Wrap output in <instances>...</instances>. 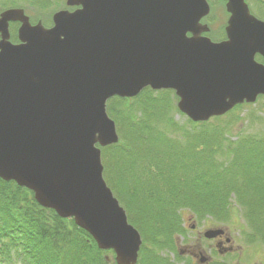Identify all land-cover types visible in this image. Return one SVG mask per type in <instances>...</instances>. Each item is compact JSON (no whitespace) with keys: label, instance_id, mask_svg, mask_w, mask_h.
<instances>
[{"label":"water","instance_id":"obj_1","mask_svg":"<svg viewBox=\"0 0 264 264\" xmlns=\"http://www.w3.org/2000/svg\"><path fill=\"white\" fill-rule=\"evenodd\" d=\"M66 5L76 9L56 12L51 28L31 25L22 9L0 13V179L73 219L116 264H136L141 236L102 177L97 146L118 142L106 102L172 90L181 114L207 122L264 95V68L229 64V43L186 36L209 14L206 0ZM225 8L236 24L248 13L243 0ZM10 23L19 24L17 44Z\"/></svg>","mask_w":264,"mask_h":264},{"label":"trees","instance_id":"obj_2","mask_svg":"<svg viewBox=\"0 0 264 264\" xmlns=\"http://www.w3.org/2000/svg\"><path fill=\"white\" fill-rule=\"evenodd\" d=\"M153 92L145 88L135 98L114 97L107 112L113 115L117 104H128L130 100L140 104L145 97L141 109L154 107L159 103ZM155 111L143 112L144 121L127 126V132L135 138L122 135L127 143L124 149L117 144L102 148L105 157L107 152H114L111 160L117 166L113 170L104 162L105 181L116 198L121 201L123 196L128 222L142 237L137 264H163L158 253L181 229L176 214L180 208L199 217L208 215L232 223L231 196L245 210L243 216L251 230L264 241V136H248L237 142L221 138V133L227 130L228 134L230 129L225 116L231 113H227L202 123L187 119L190 126L184 137L168 140L150 123L152 119L160 122L167 112ZM123 120L130 123L128 118ZM180 128L169 119L164 129L175 135L174 130ZM138 163L143 171L157 176L150 179L149 175H134ZM47 213L48 219L44 218ZM108 253L113 255L112 251L99 250L92 237L76 227L72 219L59 218L53 210L39 206L31 191L0 179V262L115 264L105 260Z\"/></svg>","mask_w":264,"mask_h":264},{"label":"rangeland","instance_id":"obj_3","mask_svg":"<svg viewBox=\"0 0 264 264\" xmlns=\"http://www.w3.org/2000/svg\"><path fill=\"white\" fill-rule=\"evenodd\" d=\"M65 1L66 0H0V13L9 9H22L25 15L29 18L31 25H35L37 22H41L44 28H51L53 26V23L51 22L52 16L58 11L70 9L65 5ZM206 1L209 4V6L216 8L214 10L215 12L219 11L220 6L218 5L219 4L218 0H206ZM42 5H47V6L45 8H42ZM18 28L19 26L17 24H10L9 26L10 41L13 44H17L18 42L16 37V32H14L17 31ZM169 91L170 90L168 91L157 90L153 92L155 94H152V96L157 99V102L159 104L149 109L147 108L145 110L141 109V103L146 100V97L145 99L141 98L140 104L137 103L136 100H130L128 104L125 103L117 104V106L114 107L115 109L114 112H112L113 115L107 112L108 103L112 99H109L106 102V113L109 119L113 121L115 125V131L118 137V142L116 144L119 148H122L124 146L123 147L124 149L126 147L127 143L124 140L125 137H127V139H133L132 137L135 138V136H133V133L130 135L129 134L130 132L129 133L127 132V126H131V125L137 126L138 122H142L146 119L144 117L145 115L143 112H156L155 110L157 109L161 110L162 112H167V114L161 116L160 122H158L159 120L157 121H155L154 119L150 120V123L154 126L155 132H159L162 130L163 131L162 133L165 136V138L173 141L177 140L176 136L181 138L184 137V131H187L188 130L187 127H189L190 125L187 122V117L181 114L176 107L178 99L176 98V96H174L172 92ZM259 105H262V103H260ZM252 116L257 119H254ZM225 117H224L225 121L230 122V129L228 130L229 132L228 134H227V130H224L220 135L221 138L227 137V140L231 142H237L238 139L240 138L246 139L248 136H254L257 138L264 136V112H232L231 114ZM234 117L237 119L235 120ZM124 118H128L130 120V123L127 120H123ZM169 119H172L173 122L177 125V127H181L179 130L178 129L174 130L175 135L172 133L171 130L166 131L164 129L165 124ZM122 135H124L125 137H122ZM183 141L184 139L179 142L184 143ZM99 149L101 152V163L103 165L102 176L103 179L105 180L106 174L104 172V162L107 167L109 166V164L113 166L114 168L113 170H116L117 166L115 162L111 160L114 152L112 151L107 152L106 154L107 156L105 157L102 148ZM116 173L118 174L120 173V171H117ZM133 173L134 175L136 174L137 176H143V177L149 175L150 179L155 178L157 176L152 172L149 173L148 171H143L141 163L137 164V168L135 170L133 169ZM126 179H128V177H126ZM112 193L116 198L114 192ZM116 199L118 200L120 206L125 210L127 214V210H126L127 204L123 196L121 197L122 199L121 201L118 198ZM140 199L142 198L140 197ZM229 202L231 205L230 212H232V215L230 214L231 215L230 221L232 223L216 220L208 215L199 217V215L195 214V212H192L189 209L180 208L176 213L179 217L178 222L180 223V227L182 223H188L189 219L195 222L196 226L199 227V229H201L202 226H206L208 228V227L223 225V227L224 226L228 227L230 235L235 241V246L237 247V250H235L236 252L249 253V254H253V253L264 254V241L260 240L262 239L260 235L255 234V232L251 230V226L249 222L243 216L245 210L239 205H237L234 196H231L229 198ZM48 217L49 216L47 213L44 218L48 219ZM181 233L183 236L190 235L189 233H185L184 229L182 228H181ZM163 251L164 250H160V252L158 253L161 259H162L161 255L164 256L167 254V252H163ZM104 258L107 262L114 263V256L111 253L105 254ZM162 263L164 264V262ZM0 264H4V263L0 262ZM11 264H22V263L18 261H13Z\"/></svg>","mask_w":264,"mask_h":264},{"label":"flooded vegetation","instance_id":"obj_4","mask_svg":"<svg viewBox=\"0 0 264 264\" xmlns=\"http://www.w3.org/2000/svg\"><path fill=\"white\" fill-rule=\"evenodd\" d=\"M243 1L248 13L240 14L243 17L240 24L234 23L231 14L226 11V0H219V11L215 12L216 8L210 6V13L199 21L197 32L187 33L186 36L207 38L213 44L229 43L234 47L228 54L229 64H254L264 68V0ZM228 112H264V95H258L254 103L238 104ZM181 228L190 235L183 236L181 229L175 233L170 245L163 249V252H167L166 255H161L164 264H264V254L235 251L237 247L228 227L202 226L199 229L189 219L188 223H182ZM209 230L221 232L209 238L205 236Z\"/></svg>","mask_w":264,"mask_h":264}]
</instances>
